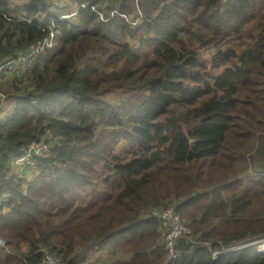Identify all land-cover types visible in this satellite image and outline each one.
Returning <instances> with one entry per match:
<instances>
[{
    "label": "trees",
    "instance_id": "trees-1",
    "mask_svg": "<svg viewBox=\"0 0 264 264\" xmlns=\"http://www.w3.org/2000/svg\"><path fill=\"white\" fill-rule=\"evenodd\" d=\"M67 1L0 0V63L61 31L0 72V264H264L212 255L264 238V0ZM31 143L38 174L10 172Z\"/></svg>",
    "mask_w": 264,
    "mask_h": 264
},
{
    "label": "built area",
    "instance_id": "built-area-1",
    "mask_svg": "<svg viewBox=\"0 0 264 264\" xmlns=\"http://www.w3.org/2000/svg\"><path fill=\"white\" fill-rule=\"evenodd\" d=\"M85 3H79L78 6L74 9L72 12V15L76 14L79 8H85ZM91 9L103 20H110L113 18L115 14L117 13L116 10H112L109 14V16L104 17L102 16L101 12H99L95 7L91 6ZM42 30H46L47 34L37 42L31 44L27 50L19 52L16 56L12 57L11 59L0 63V72H6V73H12L16 72L19 67L21 69L23 67H27L32 65L34 60L40 55L42 52H44L46 49H52L54 48L58 37L61 34L60 29L56 25V20L53 18L51 19L50 23L41 26ZM48 150V147L46 148L45 144H37L34 143L31 144L27 149H25L19 156H16L13 158V163L19 164V166L23 165H33L35 161L32 159V154H41ZM25 168V167H23ZM4 197V200L7 201V196H1V198ZM147 214L151 215L152 217L158 218L160 221L163 222V225L166 226L165 233H164V248L166 252L168 253V256L176 257L179 252L174 249V243L175 239L189 235L190 230L180 220L179 214L174 210L173 207L165 208L161 211H157L155 209H151L147 212ZM257 242L256 239L248 240L246 242H243L239 245H233L231 247L226 248L223 251H218L219 255L224 252H232L236 248L253 244ZM5 242L0 238V248L4 247V249L7 251V248L5 247ZM217 251L212 252L213 256H216ZM59 262V259L54 255H46L43 260L42 264H57Z\"/></svg>",
    "mask_w": 264,
    "mask_h": 264
},
{
    "label": "rangeland",
    "instance_id": "rangeland-1",
    "mask_svg": "<svg viewBox=\"0 0 264 264\" xmlns=\"http://www.w3.org/2000/svg\"><path fill=\"white\" fill-rule=\"evenodd\" d=\"M50 1V3H51V5L54 7L56 4L57 5H65L66 3L67 4H69V2L67 1V0H49ZM71 4V3H70ZM72 5V7H73V10L78 6V3H72L71 4ZM53 7H51V8H53ZM21 70V67H19L18 69H17V71L16 72H18V73H15V74H19V71ZM9 106V104H4V106L2 107L3 109H5V108H7ZM2 116H5V114H3ZM31 144H33L34 145V143H31ZM30 144V145H31ZM45 144V143H44ZM45 146H46V148L48 147V145L47 144H45ZM23 167H27L28 168V170L25 172V173H23L22 171H23ZM9 171L10 172H15V173H21L22 172V174H25L26 175V177L27 178H31L32 176H34V175H36V174H38V168H36L35 167V163L33 164V165H23V166H19V164H12L11 166H10V168H9ZM20 183H23V181H21ZM25 183V182H24ZM0 238L6 243L5 244V247L8 249V250H10L8 247H7V240L4 238V237H2V236H0ZM257 240V242H255V243H253L252 245H255L256 246V248H257V250L258 251H260V252H263L264 253V238H260V239H256ZM0 249H4V247H2V248H0ZM6 251V250H5ZM219 255V252L217 251V253H216V256H218ZM90 261H86V263L85 264H88Z\"/></svg>",
    "mask_w": 264,
    "mask_h": 264
}]
</instances>
